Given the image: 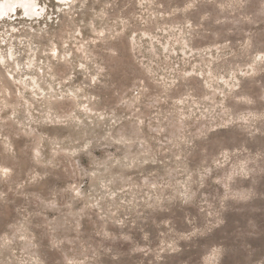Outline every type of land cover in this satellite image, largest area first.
<instances>
[{"label":"rangeland","instance_id":"rangeland-1","mask_svg":"<svg viewBox=\"0 0 264 264\" xmlns=\"http://www.w3.org/2000/svg\"><path fill=\"white\" fill-rule=\"evenodd\" d=\"M37 1L0 19V264H264V0Z\"/></svg>","mask_w":264,"mask_h":264},{"label":"bare ground","instance_id":"bare-ground-1","mask_svg":"<svg viewBox=\"0 0 264 264\" xmlns=\"http://www.w3.org/2000/svg\"><path fill=\"white\" fill-rule=\"evenodd\" d=\"M54 2L57 3L58 6L63 5L65 7H69L70 4L74 2V0H54ZM18 10H19V13L22 16H24V18L27 20H34V21L40 20V18H43L44 14H45V6L40 4L37 0H0V19L5 18V17H11L13 15H18ZM30 67H28V68L30 69ZM34 83H35V81H34ZM34 83L32 82L33 85H34ZM25 89H27V88H25ZM36 89L37 88H35V90ZM33 91H34V89H33ZM39 99H40V96H39ZM39 99H37V100H39Z\"/></svg>","mask_w":264,"mask_h":264}]
</instances>
